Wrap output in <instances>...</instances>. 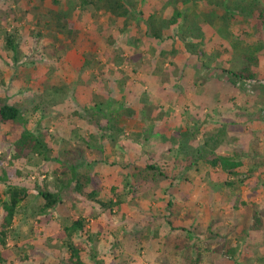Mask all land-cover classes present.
<instances>
[{"label":"rangeland","instance_id":"374dc122","mask_svg":"<svg viewBox=\"0 0 264 264\" xmlns=\"http://www.w3.org/2000/svg\"><path fill=\"white\" fill-rule=\"evenodd\" d=\"M127 2L137 21L79 0H0V95L50 145L47 160L29 155L13 168L32 187L54 183L56 159L96 161L77 165L89 185L62 189L46 217L29 192L6 244L10 262L59 264L63 227L82 219L74 243L87 264H264V30L237 11L264 9V0ZM174 11L175 27L160 40L147 36L148 14L170 19ZM4 33L18 35L17 62ZM246 66L254 78L223 71ZM16 133L0 126V156L12 155ZM215 156L241 166L212 169L203 158ZM150 164L167 178L150 180L142 173ZM118 197L111 211L100 207Z\"/></svg>","mask_w":264,"mask_h":264},{"label":"trees","instance_id":"16d2710c","mask_svg":"<svg viewBox=\"0 0 264 264\" xmlns=\"http://www.w3.org/2000/svg\"><path fill=\"white\" fill-rule=\"evenodd\" d=\"M80 8L84 6H92L98 12L100 10H105L110 14H113L116 18H123L137 21V17L131 14L130 10L134 9L127 0H79ZM83 9V8H82ZM237 11L244 16L253 17V19L259 24V26L264 30V9L256 8L251 9L249 12L244 8L237 7ZM130 15V16H129ZM142 17V13L140 14ZM180 14L177 11L173 12L170 19H163L157 16L155 13L148 14L144 21L145 31L148 37L154 40H160L162 38L163 31L169 28H173L178 24V18ZM190 32V31H188ZM40 37L39 32H30V38L37 39ZM184 40L185 36L183 35ZM2 43L4 47L11 52L14 62L18 61V57L21 54V50L18 44V35H9L4 33L2 36ZM187 46L190 48L192 45ZM192 53H196L192 51ZM200 54V53H199ZM21 57H24L23 54ZM254 64V63H253ZM227 74H231L237 79H252L255 76V69L249 66L243 67L242 69L230 72L226 71ZM1 86H5V81H0ZM106 107V106H105ZM37 109V107H35ZM109 109V107H108ZM105 108L98 111L102 115L109 125L110 120L106 114L103 115ZM107 111V110H106ZM109 113V112H108ZM27 121L25 116L21 113L19 105L12 104L8 102L6 95H0V126L10 127L15 129L17 133L12 137L10 144L12 146V155L10 157L0 156V264H13L10 262V252L6 247L7 241L11 238L13 233V224L16 216L25 207L24 202L26 201L29 192L34 190L37 195L42 200V205L39 207L37 214L42 217H46L48 213L56 209L58 205L61 204L60 191L62 189H69L76 193H80L83 186H88L90 183V177L85 171H78V164L84 168L89 167L93 162L88 157L78 159V163L72 162L71 160L67 163L63 160L56 159L57 164L60 167L57 178L54 183H46L38 185L34 184L29 187L23 183L22 173L18 169L13 168V161L26 158L29 155H35L37 157H42V159L47 160L50 154L49 142L45 140L43 134L34 133L27 129ZM86 149H89L88 142L82 141ZM207 146V145H206ZM78 151V150H77ZM82 153L81 150H79ZM67 154V152H65ZM72 154V152H68ZM200 151L196 150V155L199 157ZM86 161V162H84ZM204 163H206L210 168H220L226 171L228 174H234L235 170L241 166L240 161H235L233 159L215 156L214 158L207 159L203 158ZM12 166V170L6 172L5 167ZM144 174L150 175V180L156 181L155 179H166L167 176L161 172V170L156 168L154 165H147L143 170ZM149 177V175H147ZM124 191L131 189V175H126L124 178ZM113 190V189H112ZM95 192L91 191L87 194V198L94 200ZM121 198L112 199L107 202V204L100 203V207L104 210H112L121 204ZM95 202V201H93ZM84 220L76 219L70 223L69 226H65L62 229L65 240H63L62 245L66 249V256L59 262V264H87L82 260L80 249L75 245L74 240H78L81 237L84 229ZM87 242H92V237L88 236ZM33 253V252H32ZM35 254V253H34ZM24 260L26 256H23ZM44 264V263H39ZM94 264H103L101 261H95Z\"/></svg>","mask_w":264,"mask_h":264}]
</instances>
